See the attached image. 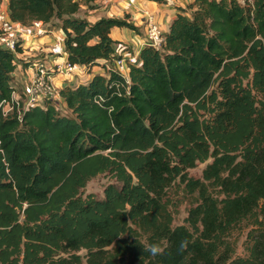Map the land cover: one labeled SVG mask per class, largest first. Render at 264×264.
I'll use <instances>...</instances> for the list:
<instances>
[{
	"label": "trees",
	"instance_id": "16d2710c",
	"mask_svg": "<svg viewBox=\"0 0 264 264\" xmlns=\"http://www.w3.org/2000/svg\"><path fill=\"white\" fill-rule=\"evenodd\" d=\"M81 8L8 0L24 26L58 21L69 62L103 72L63 86L65 107L0 112V264H264V0H193L128 74L111 31L136 27ZM17 68L0 46V103ZM102 173L115 179L104 196L85 194ZM175 184L195 197L176 225ZM153 243L163 254L144 251Z\"/></svg>",
	"mask_w": 264,
	"mask_h": 264
},
{
	"label": "built area",
	"instance_id": "2783aa9c",
	"mask_svg": "<svg viewBox=\"0 0 264 264\" xmlns=\"http://www.w3.org/2000/svg\"><path fill=\"white\" fill-rule=\"evenodd\" d=\"M83 1V0H82ZM107 2L118 0H104ZM129 5L137 3V0H126ZM172 3L171 0H166ZM3 3V2H2ZM0 4V46L10 49L17 57L18 65L23 60L24 43L23 39L27 36L25 32L26 26L21 22L10 18L8 7ZM146 16L147 32L145 44L160 46L164 39L163 31L156 22V14L145 9L143 11ZM44 22L36 20L32 23L37 28V34L43 35L47 33ZM22 47V51L18 50V45ZM120 49L125 51L113 59L112 66L128 74L132 64L139 63V55L126 51L127 46H121ZM39 56V55H37ZM32 74L28 79V84L22 94H15L8 100L0 103V112L8 115L13 112L21 114L22 110L32 106L40 105L45 100L53 101L58 107H63V98L61 96V87L59 80L66 81L76 73L82 72L79 65H74L68 60V52L64 44V37H57L55 41L49 45L46 54L42 57H36L31 62Z\"/></svg>",
	"mask_w": 264,
	"mask_h": 264
},
{
	"label": "crops",
	"instance_id": "0c3cea01",
	"mask_svg": "<svg viewBox=\"0 0 264 264\" xmlns=\"http://www.w3.org/2000/svg\"><path fill=\"white\" fill-rule=\"evenodd\" d=\"M172 3H168L166 0H137V3L129 5L126 0H118L107 2L104 0H83L82 10L84 14L81 16L86 17L91 21H95L102 16L117 17L126 19L133 24L136 29L129 27H113L111 36L118 40L121 46H127L130 53L140 54V50L145 46L147 22L146 16L143 12L145 9L153 11L156 14V22L159 24L163 32H166L173 18L178 12L186 7L193 0H171ZM3 7H8V0L6 4L2 3ZM47 29V33L43 35L37 34V28L32 24L26 26L25 32L27 36L23 39L24 43V56L23 60L19 63L17 70L14 72L13 85L16 90L15 94H22L29 77L32 74L31 62L36 57H42L46 54L49 45H51L57 37H63V34L58 25L44 24ZM123 49H120L118 53H124ZM39 55V56H37ZM25 61L27 63H25ZM82 72L76 73L68 80H59V85L63 86L78 85L79 83L87 82L94 73H101L103 69L99 66L92 68L93 72L86 71L84 66H80ZM65 107V103H63Z\"/></svg>",
	"mask_w": 264,
	"mask_h": 264
},
{
	"label": "rangeland",
	"instance_id": "374dc122",
	"mask_svg": "<svg viewBox=\"0 0 264 264\" xmlns=\"http://www.w3.org/2000/svg\"><path fill=\"white\" fill-rule=\"evenodd\" d=\"M6 4V0H3ZM81 13H85L82 10ZM52 25H58V21H53L50 23ZM59 26V25H58ZM28 84V81H27ZM210 161V160H209ZM198 163V165L189 170V175L194 177H199L202 175V170L209 162ZM115 179L111 176V174L102 173L95 177H93L84 188L85 194L93 193L97 197L102 198L104 196L105 187L114 182ZM167 197L170 201V208L174 214V224H182L185 222V218L188 215L189 208L194 204L195 197L188 194L184 191L183 186L179 184H175L171 186L167 190ZM247 229L239 227L235 230L233 234V239L236 241V254L243 255L245 254V249L243 246V242L246 238Z\"/></svg>",
	"mask_w": 264,
	"mask_h": 264
},
{
	"label": "clouds",
	"instance_id": "9594fccd",
	"mask_svg": "<svg viewBox=\"0 0 264 264\" xmlns=\"http://www.w3.org/2000/svg\"><path fill=\"white\" fill-rule=\"evenodd\" d=\"M187 247V242L182 241L180 244V250L183 251ZM144 248V251H147L152 256H157L163 254L164 249L161 247L159 243H153L150 245H147Z\"/></svg>",
	"mask_w": 264,
	"mask_h": 264
}]
</instances>
